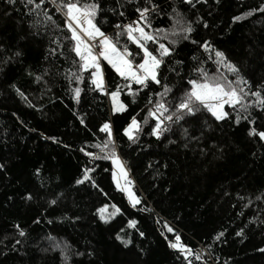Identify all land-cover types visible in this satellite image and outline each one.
<instances>
[{
	"label": "trees",
	"instance_id": "16d2710c",
	"mask_svg": "<svg viewBox=\"0 0 264 264\" xmlns=\"http://www.w3.org/2000/svg\"><path fill=\"white\" fill-rule=\"evenodd\" d=\"M155 2L169 11L174 0ZM121 3L125 4L123 22L135 19L136 4ZM193 4L181 11L193 21L191 39L198 43H178L160 74L161 82L173 87L175 101L190 87L187 79L197 77L192 69L201 61L209 74L217 72L215 53L198 46L205 40L239 68L251 91L264 84V0H193ZM115 5L116 0L103 3L105 9ZM25 11L20 0L14 6L0 0V45L8 50L0 54V61L13 52L22 53L0 63V164L4 165L0 169V264H62L59 250H51L45 239L49 235L83 253L72 256L70 264H186L168 246L176 234L193 250V264H264L260 251L264 249V141L248 136L250 127L264 130V113L253 110L257 117L253 125L245 120L236 123V113L226 105L228 119L216 121L202 111L171 124L157 139L150 134L155 121H143L149 94L161 91L160 86L140 91L135 100L124 89L120 99L126 111L113 114L109 96L89 90L87 73L78 102L73 100L70 89L76 84L73 80L70 86L65 73L74 70L75 54L63 39L69 35L62 27L63 17H53L60 30L33 35ZM249 11L252 14L246 15ZM234 16L242 18L234 22ZM94 22L111 36L116 32L113 25L122 21L106 11ZM169 23L167 15L158 16L153 27ZM126 39L122 37L120 44ZM52 40L60 41V47ZM128 46L136 51L135 45ZM177 60L182 64L176 65ZM101 67L108 91L123 84L107 62ZM219 72L236 79L223 66ZM38 75L43 78L36 80ZM13 84L27 99L17 95ZM137 87L133 85L134 90ZM133 116L142 124L135 143L123 134ZM104 122L110 123L117 153L127 164L131 186L140 199L136 206L116 188L111 161L92 160L81 151L99 153L92 145L105 139L106 133L99 131ZM85 167L94 170L89 175L96 187L92 181L75 183ZM258 195L262 199L256 200ZM105 205H115L136 222L117 233L131 241L127 247L99 219L97 209ZM17 224L25 236L18 234ZM165 224L174 232H168ZM241 230L242 235H236ZM221 232L223 236L214 239Z\"/></svg>",
	"mask_w": 264,
	"mask_h": 264
},
{
	"label": "snow or ice",
	"instance_id": "6c2138e0",
	"mask_svg": "<svg viewBox=\"0 0 264 264\" xmlns=\"http://www.w3.org/2000/svg\"><path fill=\"white\" fill-rule=\"evenodd\" d=\"M6 2L14 6L16 0H6ZM20 2L26 9L25 15L30 17L29 28L33 29V35L46 34L49 29L60 30L61 25L57 24L53 17L55 14L63 17L62 27L69 34L65 35L63 39L69 43V51L75 54L72 60L74 70L66 71L65 73V78L69 81V85L71 86L73 80L76 84L75 87L70 89L73 100L78 102L82 91L80 83L86 78L87 73H90V77H87L90 86L89 90L99 91L108 95L111 100V111L113 114L126 111L127 106L120 99L121 92L124 89H127V94L135 100L140 91L147 89L151 85L160 86L161 91L149 94V106L143 121L144 124H147L149 119L155 121L153 125H150V134L157 139L169 131L171 124L182 122L186 117L194 116L202 111L210 113L216 121L228 119L230 118L229 113L224 110L226 105L231 107L236 113V123L245 120L249 125H253L257 119L253 115V110L264 113V94H262L264 84L257 85L256 90L251 91L248 87L249 82L239 74V68L228 60L223 51L213 48L212 44L207 40L199 43L198 46L205 51H213L215 53L216 59L214 63L218 66L216 73L209 74L203 67V61H201L199 67L192 69L198 75L196 78L187 79V85H190V87L184 89L179 102L174 99L173 87H170L167 82H161L162 65L166 63V58H171L176 50L175 46L181 41H190L193 44L198 43L196 40L191 39V34L194 32L193 21L187 18L186 13L181 11V7L189 5L195 7L193 0H174L169 11H164L155 0H125V3L136 4L134 9L136 18L127 22H123L125 11L122 9H124L125 4L121 3V0H116L115 7L108 9L103 7L104 0H20ZM196 2L199 3L201 0H196ZM141 3L143 4L142 7L140 6ZM45 4L54 8L55 13L50 14L49 8ZM261 9H264V5L261 6ZM106 11L112 12L114 16L122 21L113 25L116 32L111 36L101 31L94 22L98 15L104 14ZM252 11H249L246 15H251ZM165 15L170 21L168 26L153 27L154 18ZM241 18V16H234L232 19L235 22ZM197 22L202 21L198 20ZM205 27H207V24H205ZM122 37L127 38L123 45L120 44ZM163 41H167V44ZM52 43L56 44L58 48L61 45L58 40H52ZM129 44L136 46L135 52L129 50ZM97 48L99 51L96 50ZM5 51L8 50L3 45H0V54ZM55 53L56 49H52L51 54ZM59 54L63 55V52ZM21 55L22 53L19 51L13 52L4 56L0 63H7ZM102 62H107V65L123 81V84H116L114 90H107L101 67ZM174 63L180 65L182 61L177 60ZM219 66H223L227 72L235 74L236 79L230 80L227 75L219 72ZM169 71H173V69L169 68ZM47 74L48 72L45 70L44 75ZM42 78L43 76L40 75L35 77L36 80H41ZM133 85L138 87L134 90ZM11 87L15 89L17 95L27 99L15 84L11 85ZM169 97L173 99H169ZM166 121L168 122L167 124L165 123ZM80 123L84 124L82 118H80ZM141 127V122L133 116L123 129V134L129 141L135 143L138 138L137 133H139ZM99 131L106 133V137L102 142L92 145V147L99 149V153L86 152L83 148H81V151L92 160H110L112 163V180L116 188L124 192L129 202L136 206L140 203V199L131 190L132 181L129 178L127 164L117 153V146L113 140L110 123L104 122L100 126ZM185 134H187L186 130ZM248 136H258L260 141H264V130L258 131L255 127H250ZM193 139L198 138L193 137ZM170 142L175 143V141ZM3 168L4 165L0 164V169ZM93 171L92 168L85 167L82 177L77 179L75 183L79 185L85 181H92L93 187H96L95 181L89 175ZM37 173H39V169H37ZM25 199L30 200L31 196L27 195ZM255 199L260 200L262 197L258 195ZM49 203L55 204L56 201L50 200ZM247 206L245 205V207ZM107 207L105 205L97 209L100 214L99 219L104 223H108L110 219L109 216L104 214ZM112 207L115 211L111 213V216H115L120 210L115 205ZM135 223V221L130 220L128 226L133 227ZM14 227L20 236H25L26 233L20 225L17 224ZM165 228L170 233L174 232V229L167 224H165ZM140 235L142 236L143 233H140ZM236 235H242V230L237 232ZM220 236H223L222 232L217 234L214 239H219ZM45 239L49 240L51 250H59L62 264H70L72 256L83 255V253L72 249L62 239L57 241L50 235ZM116 239L125 247L131 243L129 240H124L119 234L116 235ZM168 246L178 251L183 256L186 264H193V250L181 243L179 234L175 235V242H169ZM48 250L44 249V251ZM260 251L264 252V249H260ZM88 255L91 256L92 253L89 252ZM195 260H201V256L197 254Z\"/></svg>",
	"mask_w": 264,
	"mask_h": 264
},
{
	"label": "rangeland",
	"instance_id": "374dc122",
	"mask_svg": "<svg viewBox=\"0 0 264 264\" xmlns=\"http://www.w3.org/2000/svg\"><path fill=\"white\" fill-rule=\"evenodd\" d=\"M110 99V97H109ZM110 103H111V100H110ZM225 110V108H224ZM130 122V121H129ZM127 126V125H126ZM125 126V127H126ZM124 127V128H125ZM131 190L133 191V193L135 194L132 186H131ZM136 195V194H135ZM127 196V195H126ZM129 201V200H128ZM131 204V203H130ZM103 207V206H101ZM100 207V208H101ZM115 209L111 206H108L106 211H105V215L106 216H109L110 219L108 220V225L109 227L111 228L112 232L114 234H117L119 229H121L124 225L128 224V222L131 220V218H128V217H124L120 212H117L115 216H111V213L114 212Z\"/></svg>",
	"mask_w": 264,
	"mask_h": 264
},
{
	"label": "built area",
	"instance_id": "2783aa9c",
	"mask_svg": "<svg viewBox=\"0 0 264 264\" xmlns=\"http://www.w3.org/2000/svg\"><path fill=\"white\" fill-rule=\"evenodd\" d=\"M96 50H97V51H99V49H98V48H97ZM129 178L131 179V177H129ZM131 181H132V179H131Z\"/></svg>",
	"mask_w": 264,
	"mask_h": 264
}]
</instances>
